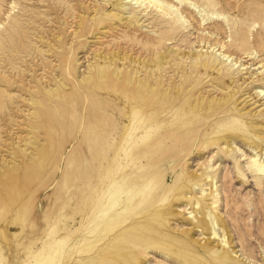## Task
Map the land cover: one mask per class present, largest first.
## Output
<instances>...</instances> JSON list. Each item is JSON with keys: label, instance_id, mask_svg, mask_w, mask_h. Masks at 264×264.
Returning a JSON list of instances; mask_svg holds the SVG:
<instances>
[{"label": "bare ground", "instance_id": "obj_1", "mask_svg": "<svg viewBox=\"0 0 264 264\" xmlns=\"http://www.w3.org/2000/svg\"><path fill=\"white\" fill-rule=\"evenodd\" d=\"M123 1L117 4L119 8H123ZM197 1L214 6L211 0ZM148 4L159 10L165 7L169 15L179 10L157 0H148ZM226 4L227 10H232L235 0ZM189 17L197 24L199 46L218 48L223 58L209 67L201 60V51L184 52L183 56L192 62L200 58V70L208 69L232 91L237 88L233 98L238 101L247 81L235 85L242 76L235 80L232 72L226 74V83L221 80L223 66L231 57L236 55L231 60L234 67L242 55H250L244 32L225 45L221 36L202 28L205 18L199 22L191 14ZM178 27V21H173L169 31L162 34L163 40L148 41L143 48L157 53L167 41L176 39ZM182 42L190 47L187 41ZM260 44L259 39L252 43L253 48L262 47ZM101 59L112 61L105 56ZM70 62L71 52L61 76L71 79L72 86L56 93L59 87L55 85L41 95V101L32 100L29 107L33 112L21 113L25 118L19 121L22 124L18 123L17 131L0 128V264H145L143 253L151 250L163 251L183 264H237L225 248L230 236L212 207L215 202L195 200L191 204V213L200 216L196 223L205 231H201L200 242L174 237L168 225V217H177L181 200L200 181L196 173L185 174L187 157L197 148L210 150L223 141L228 151L243 133L247 134L240 126L245 122L236 106L229 108L222 97L208 102L189 99L186 83L175 94L173 89L145 83L141 84L143 89L135 87L130 85L134 83L131 79L129 85L114 78L82 84ZM163 62L162 54H156L155 62L145 66L154 70ZM242 62L237 70H246L249 78L256 76L247 87L264 89V59L252 57ZM251 67L253 71L248 72ZM261 89L256 97L264 92ZM191 99L194 105L186 107L184 103ZM16 108L14 113L20 111ZM219 114L226 119L209 124V119ZM19 115L8 114L6 121L15 124ZM206 125L208 135L202 129ZM230 130L236 134L231 135ZM4 134L13 139L7 138V143L2 140ZM252 140L258 144L259 138L253 135ZM261 151L254 159L258 171L264 170ZM46 171L47 178L43 179L40 174ZM213 180L210 195L216 194ZM187 233L183 235L188 237Z\"/></svg>", "mask_w": 264, "mask_h": 264}, {"label": "rangeland", "instance_id": "obj_2", "mask_svg": "<svg viewBox=\"0 0 264 264\" xmlns=\"http://www.w3.org/2000/svg\"><path fill=\"white\" fill-rule=\"evenodd\" d=\"M128 1L124 0L123 8H119L117 4L121 0H0V104L4 107L0 110V128L4 132L8 129L17 131L18 123L21 125L24 121V112H33L29 107L32 100L41 101V95L55 89V85L59 87L56 93L72 86L71 79L63 80L61 76L65 75L70 52L71 66L82 84L114 78L129 85L128 80L131 79L134 83L130 85L135 87L143 89L141 84L145 83L159 89H173L175 94L178 87L186 83L187 89L184 90L190 93L189 99L194 97L197 101L204 98L206 102L213 98L227 99L228 107L235 105L242 116L245 124L240 126L247 134L243 133V138L236 140L228 151L223 141L219 147L211 146L210 150L197 148L187 157L185 174L192 176L196 173L200 181L186 194V199L181 200L177 217H168L169 230L176 238L200 242L203 237L201 231H205L196 223L200 216L195 217L191 213V204L195 200L215 202L212 207H215L219 222L223 223L230 236V244L225 248H228L231 259L237 264H264V170L258 171L254 161L256 153L264 152V92L256 97L261 88H257L258 85L247 87L251 79L256 80V76L249 78L246 70L241 73L237 70L240 61L245 62L252 57L258 61L264 59V0H235L232 10H227L228 0H211L214 2L212 8L197 0H157L165 2L169 8L179 9L177 13L172 11V15L165 7L159 10L151 6L153 3L148 4V0ZM189 14L199 22L205 18L202 28L221 36L225 45L238 38L241 31L244 32L249 44L245 49L250 55H242L234 67L231 60L236 55L231 57L224 64L225 68L223 66L221 80L226 83L228 75L234 73L235 80L242 76L235 85L240 86L243 80L247 81L243 85L245 92L238 101L233 98L237 88L232 91L209 74L208 69L200 70V58L192 62L183 56L184 52L201 51V60L209 67L223 58L220 51L217 52L218 48L199 46L197 24ZM173 21L180 25L176 39L167 41L157 53L146 51L143 43L163 40L162 34L169 31ZM258 39L262 47L253 48L252 43ZM156 54H162L164 64L151 70L145 64L154 63ZM103 56L112 61H103ZM253 69L251 67L248 72ZM261 73L258 72V76ZM194 103L191 99L184 105L187 107ZM17 106L20 113H14ZM8 114H20L18 122H11L13 126L6 121ZM224 116L219 114L210 118L209 124L223 121L226 119ZM232 124L236 126L235 122ZM208 126L202 128L207 135L210 134ZM234 131L229 133L232 135ZM4 135L6 137L2 140H7V143L8 139H13ZM253 135L259 138L258 144L252 140ZM256 146L258 149L253 150L252 147ZM263 158L264 155L260 162ZM47 163L49 165V161ZM48 165L45 164V168ZM47 174L46 171L40 176L45 179ZM212 179L216 190L214 195L209 193ZM216 230L222 234L218 227ZM186 231L189 232L186 234L188 237L183 235ZM143 261L145 264H183L174 256L154 250L144 252Z\"/></svg>", "mask_w": 264, "mask_h": 264}]
</instances>
